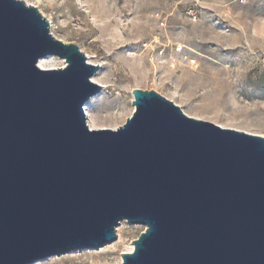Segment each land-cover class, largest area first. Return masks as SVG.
Listing matches in <instances>:
<instances>
[{
    "label": "water",
    "instance_id": "obj_1",
    "mask_svg": "<svg viewBox=\"0 0 264 264\" xmlns=\"http://www.w3.org/2000/svg\"><path fill=\"white\" fill-rule=\"evenodd\" d=\"M98 69L0 0V264L100 249L122 221L145 227L122 264H264V138L139 89L125 124L91 130Z\"/></svg>",
    "mask_w": 264,
    "mask_h": 264
},
{
    "label": "rangeland",
    "instance_id": "obj_2",
    "mask_svg": "<svg viewBox=\"0 0 264 264\" xmlns=\"http://www.w3.org/2000/svg\"><path fill=\"white\" fill-rule=\"evenodd\" d=\"M51 34L78 46L101 90L84 105L94 130L125 124L131 92L154 91L189 117L264 138V5L236 0H21ZM196 12L193 20L189 12ZM176 48L197 69L176 65ZM51 57L47 67L63 68ZM90 79V80H91ZM175 93V94H174ZM174 94V95H173ZM112 126V127H111ZM145 227L122 221L116 241L33 264H122Z\"/></svg>",
    "mask_w": 264,
    "mask_h": 264
},
{
    "label": "built area",
    "instance_id": "obj_3",
    "mask_svg": "<svg viewBox=\"0 0 264 264\" xmlns=\"http://www.w3.org/2000/svg\"><path fill=\"white\" fill-rule=\"evenodd\" d=\"M240 4H245L250 1L258 2L260 4L264 5V0H236ZM189 16L193 19L196 20L197 14L196 12L190 11ZM176 53L178 54V61H176L177 68L179 67H184L188 66L192 69H197L198 68V63L194 58H190L186 54L183 53L182 48H176Z\"/></svg>",
    "mask_w": 264,
    "mask_h": 264
},
{
    "label": "bare ground",
    "instance_id": "obj_4",
    "mask_svg": "<svg viewBox=\"0 0 264 264\" xmlns=\"http://www.w3.org/2000/svg\"><path fill=\"white\" fill-rule=\"evenodd\" d=\"M50 61H51V57H45V58H43V59H40L39 61H38V63H37V66H38V68L39 69H41V70H53V69H55V68H50V67H47V64L48 63H50ZM89 64V63H88ZM91 65V64H90ZM92 66H93V64H92ZM90 82L92 83V84H94V85H101L103 88H105V86H103L104 85V83H103V85L101 84V81H99V80H97V78H95V77H93L91 80H90ZM175 94V93H174ZM173 94V95H174ZM87 125H88V127H89V129H91V130H94V128L97 126V124H95L94 122H91V120L90 119H87ZM113 126V127H112ZM111 127V129L112 130H115L116 129V126L115 125H112ZM104 129V128H103Z\"/></svg>",
    "mask_w": 264,
    "mask_h": 264
}]
</instances>
